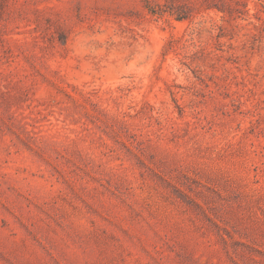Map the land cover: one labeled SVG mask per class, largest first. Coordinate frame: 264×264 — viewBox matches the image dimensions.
<instances>
[{
    "label": "rangeland",
    "instance_id": "374dc122",
    "mask_svg": "<svg viewBox=\"0 0 264 264\" xmlns=\"http://www.w3.org/2000/svg\"><path fill=\"white\" fill-rule=\"evenodd\" d=\"M0 264H264V0H0Z\"/></svg>",
    "mask_w": 264,
    "mask_h": 264
}]
</instances>
